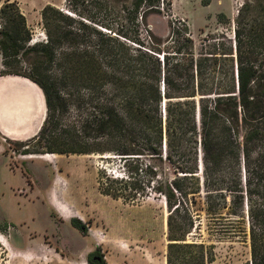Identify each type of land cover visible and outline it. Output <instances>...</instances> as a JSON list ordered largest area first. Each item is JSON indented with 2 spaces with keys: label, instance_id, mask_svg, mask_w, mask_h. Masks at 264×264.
Instances as JSON below:
<instances>
[{
  "label": "trees",
  "instance_id": "16d2710c",
  "mask_svg": "<svg viewBox=\"0 0 264 264\" xmlns=\"http://www.w3.org/2000/svg\"><path fill=\"white\" fill-rule=\"evenodd\" d=\"M79 3L96 10L85 17L91 23L70 13L80 14ZM160 3L132 0L130 20L140 26L143 8L159 11ZM66 7L42 9L46 39L31 43L17 1L0 6V76L27 78L45 96L46 118L29 142L53 154L111 151L125 164L148 157L140 164L147 173L155 172L152 161L172 168L174 179L158 189L168 209V264L215 260L204 243L188 241L202 210H227L247 223L248 264H264V0L241 2L234 43L210 35L199 51L187 25L172 22L164 48L152 33L151 43L139 31L111 35L100 14L109 1L66 0ZM140 190L134 185L127 196ZM88 262L107 264L98 249Z\"/></svg>",
  "mask_w": 264,
  "mask_h": 264
},
{
  "label": "rangeland",
  "instance_id": "374dc122",
  "mask_svg": "<svg viewBox=\"0 0 264 264\" xmlns=\"http://www.w3.org/2000/svg\"><path fill=\"white\" fill-rule=\"evenodd\" d=\"M4 1L0 0V6ZM15 1L31 29V43L46 39L41 16L46 5L67 8L66 0ZM106 1L108 11L103 9L100 14L112 25L113 32L100 25L99 29L114 36H135L139 31L148 43L152 33L165 48L171 46L166 41L171 34L170 24L175 22L180 27L188 26L195 50L199 51L202 41L210 35L225 34L228 42L234 43L235 18L243 0H161L159 11L148 5L143 8L146 17L138 27L130 20L128 7L132 0ZM78 7L79 15L69 12L91 23L85 17L96 10L82 3ZM222 16L229 22H219ZM0 69H4L1 47ZM9 78L0 79V129L5 132L7 126L13 133L0 131V264H19L11 258L18 251L15 246L24 247L28 240L34 254L24 264H56L60 254L79 260L89 247L92 252L98 249L107 264H167L168 209L158 189L174 179L173 169L152 161L155 172L147 173L140 164L148 163V157L125 164L122 155L111 151L45 152L29 142L46 118L44 93L28 79ZM45 155H56L58 160H43L41 156ZM102 185L120 196L104 193ZM134 185L145 191L128 197ZM200 213L201 225L188 241L211 248L215 260L206 264H248V224L227 210L219 215L203 210ZM74 219L84 225V231L73 224Z\"/></svg>",
  "mask_w": 264,
  "mask_h": 264
},
{
  "label": "crops",
  "instance_id": "0c3cea01",
  "mask_svg": "<svg viewBox=\"0 0 264 264\" xmlns=\"http://www.w3.org/2000/svg\"><path fill=\"white\" fill-rule=\"evenodd\" d=\"M2 80H5V77H3ZM0 131L3 134L8 135L7 133L3 132L1 129ZM25 234L26 233H23L22 235L25 236ZM24 245H25L24 247L15 246V248L18 251L12 255L11 257L12 262H15V263L18 262L19 264H24V263L31 261V258L33 257V254H34L32 250L33 248H32L31 240H28L27 243ZM88 252H92L91 247L87 248L86 256H84L83 258L79 260H75L74 258H70L69 256H63V255L61 256V254L58 253L60 254V256H59V259H56V262H57L56 264H88V260H87ZM133 264H137V262H134Z\"/></svg>",
  "mask_w": 264,
  "mask_h": 264
},
{
  "label": "bare ground",
  "instance_id": "6f19581e",
  "mask_svg": "<svg viewBox=\"0 0 264 264\" xmlns=\"http://www.w3.org/2000/svg\"><path fill=\"white\" fill-rule=\"evenodd\" d=\"M9 77H15V78H20V79H27V78H24V77H21V76H15V75H10L8 76L7 78L10 79ZM29 80V79H28ZM11 81V80H10ZM16 81H21V80H16ZM31 81V80H30ZM2 83V82H1ZM26 83V82H25ZM38 86V85H37ZM44 95V94H43ZM42 100V99H41ZM44 103V101H42ZM47 108V107H46ZM43 110V107L41 108ZM44 114V111L42 112ZM43 114H42V117H43ZM0 119H1V116H0ZM4 131L6 133H8L9 135L10 134H13L11 130L7 129V126L4 127ZM43 160H47V161H51V162H55L56 160H58V157L56 155H45V156H41ZM57 163V162H56ZM59 163V162H58ZM57 163V165H59ZM61 166V164L59 165Z\"/></svg>",
  "mask_w": 264,
  "mask_h": 264
},
{
  "label": "flooded vegetation",
  "instance_id": "af4514ba",
  "mask_svg": "<svg viewBox=\"0 0 264 264\" xmlns=\"http://www.w3.org/2000/svg\"><path fill=\"white\" fill-rule=\"evenodd\" d=\"M8 76H10V75H8ZM8 76H1L0 78H3V77L7 78ZM1 82H2V80H1ZM94 258L100 260V256L99 255H95Z\"/></svg>",
  "mask_w": 264,
  "mask_h": 264
}]
</instances>
